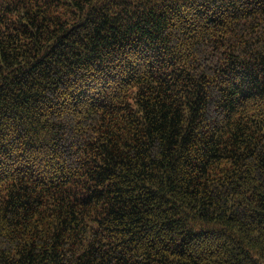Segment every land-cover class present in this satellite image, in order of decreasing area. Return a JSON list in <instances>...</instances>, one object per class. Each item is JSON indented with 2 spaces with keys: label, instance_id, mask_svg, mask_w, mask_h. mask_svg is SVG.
<instances>
[{
  "label": "trees",
  "instance_id": "obj_1",
  "mask_svg": "<svg viewBox=\"0 0 264 264\" xmlns=\"http://www.w3.org/2000/svg\"><path fill=\"white\" fill-rule=\"evenodd\" d=\"M0 264H264V0H0Z\"/></svg>",
  "mask_w": 264,
  "mask_h": 264
}]
</instances>
